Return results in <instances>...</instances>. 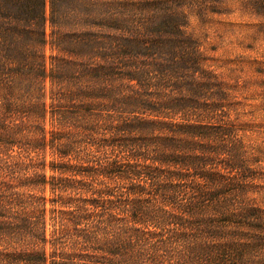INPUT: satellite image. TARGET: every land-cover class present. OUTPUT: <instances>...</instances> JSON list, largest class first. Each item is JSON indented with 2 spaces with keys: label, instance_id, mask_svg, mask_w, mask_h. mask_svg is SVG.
Here are the masks:
<instances>
[{
  "label": "trees",
  "instance_id": "1",
  "mask_svg": "<svg viewBox=\"0 0 264 264\" xmlns=\"http://www.w3.org/2000/svg\"><path fill=\"white\" fill-rule=\"evenodd\" d=\"M235 11L0 0V264H264V122L189 30Z\"/></svg>",
  "mask_w": 264,
  "mask_h": 264
},
{
  "label": "rangeland",
  "instance_id": "2",
  "mask_svg": "<svg viewBox=\"0 0 264 264\" xmlns=\"http://www.w3.org/2000/svg\"><path fill=\"white\" fill-rule=\"evenodd\" d=\"M189 30L211 47L218 58L221 70L241 84L239 88L246 98L244 119L264 122V88L260 87L261 75L257 73L259 60L264 54V19L235 11L230 15L214 16L203 20L192 15ZM250 111H254L251 115ZM264 149V128L249 133ZM261 165L264 168V155Z\"/></svg>",
  "mask_w": 264,
  "mask_h": 264
}]
</instances>
